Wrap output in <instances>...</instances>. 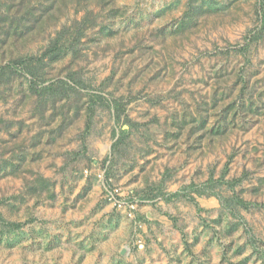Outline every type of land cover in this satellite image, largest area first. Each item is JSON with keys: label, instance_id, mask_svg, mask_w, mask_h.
Wrapping results in <instances>:
<instances>
[{"label": "rangeland", "instance_id": "obj_1", "mask_svg": "<svg viewBox=\"0 0 264 264\" xmlns=\"http://www.w3.org/2000/svg\"><path fill=\"white\" fill-rule=\"evenodd\" d=\"M0 264H264V0H0Z\"/></svg>", "mask_w": 264, "mask_h": 264}, {"label": "trees", "instance_id": "obj_2", "mask_svg": "<svg viewBox=\"0 0 264 264\" xmlns=\"http://www.w3.org/2000/svg\"><path fill=\"white\" fill-rule=\"evenodd\" d=\"M29 72V71H28ZM125 131H127L126 129H124V130H122V133H124ZM222 181H225L224 180V177H222L220 180H219V182H222ZM240 181V179L239 178H235L234 180H232V181H229V183H230V185L233 187L234 186V184L236 183H238ZM212 182H213V179L212 178H210V180H208V182H206L205 184H202L200 187L201 188H199V187H197V185L196 184H191V189H194V191H196V192H198L199 194H206V193H209L208 191H206V188H211L212 186H211V184H212ZM176 194H178V193H176ZM175 194V195H176ZM239 201V203H241V204H245L246 202L244 201L243 202V200L241 201V199H239L238 200Z\"/></svg>", "mask_w": 264, "mask_h": 264}, {"label": "built area", "instance_id": "obj_3", "mask_svg": "<svg viewBox=\"0 0 264 264\" xmlns=\"http://www.w3.org/2000/svg\"><path fill=\"white\" fill-rule=\"evenodd\" d=\"M109 192H110V196L112 197V199L114 198V201H115L116 203H119L120 201H119L117 195L115 196V193H114V192H111V191H109Z\"/></svg>", "mask_w": 264, "mask_h": 264}]
</instances>
